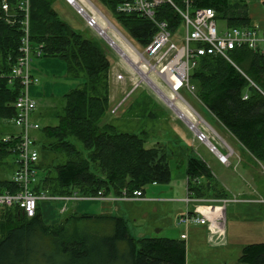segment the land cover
Returning <instances> with one entry per match:
<instances>
[{
  "label": "trees",
  "instance_id": "trees-1",
  "mask_svg": "<svg viewBox=\"0 0 264 264\" xmlns=\"http://www.w3.org/2000/svg\"><path fill=\"white\" fill-rule=\"evenodd\" d=\"M94 1L115 17L118 28L134 44L144 47L152 41L156 29L151 22L117 11L125 0ZM252 2L264 0H196V6L213 9L216 18L238 27L252 24L245 10ZM1 16L0 11V120L7 121L17 114L14 103L21 87L18 81L9 83V78L23 33L19 23L11 26ZM160 16L168 19L172 27L179 23L168 7L162 8ZM30 35L34 45L43 46V57L63 59L69 75L81 80L78 88L64 96L59 124L41 129V150L64 155L67 161L50 169L40 156L39 183L33 191L54 196L73 192L97 195L103 191L105 195L120 196L123 190L144 193L149 185L168 184L172 177L169 156L161 147H147L146 132H119L113 124L104 122L111 114L112 66L98 44L64 21L50 0H30ZM231 57L239 69L221 56L201 57L191 72L190 82L196 87L201 104L245 153L257 164H264V55L239 48L232 51ZM245 95L248 99H244ZM11 146L0 139V192L16 190L5 169L13 156ZM12 165L15 172V164ZM186 174L188 190L194 198L231 197L197 156L187 157ZM41 203L33 218L25 217L18 208L0 209V264H44L52 257L68 259V264H81L84 260L95 264H108L111 260L125 264H186V244L182 240L133 237L127 221L117 215L72 212L62 223L47 225ZM96 237L103 239L92 244ZM47 248L55 256L48 255ZM239 263L264 264V244L246 246Z\"/></svg>",
  "mask_w": 264,
  "mask_h": 264
},
{
  "label": "rangeland",
  "instance_id": "rangeland-1",
  "mask_svg": "<svg viewBox=\"0 0 264 264\" xmlns=\"http://www.w3.org/2000/svg\"><path fill=\"white\" fill-rule=\"evenodd\" d=\"M50 1H52L53 8L64 21L73 29L81 32L85 37L94 40L107 55L112 66L109 77V103L111 110L126 97L136 83L140 84V87H137L132 95L126 99L116 115L109 113L103 120L106 123L113 124L119 132L134 134L146 132L147 147H161L169 156L168 163L172 172L171 181L168 184L156 183L149 185L145 189L146 197L151 196L152 191L156 189H163L166 191V193L160 194L163 198H186L187 157L193 155L208 165L217 181L231 194V198L236 197L239 200L226 207L225 231L229 245L223 248H211L202 238H195L193 242L186 243V264H241L239 263V258L242 254V249L246 245L264 244V203L260 202L264 198V171L261 166L245 153L239 142L193 95L186 90L181 91V96L207 123L205 126L209 129L204 127V124H201L200 127H203L202 129L206 130L211 136L209 137L210 143L216 146L219 153L229 156L228 163H221L218 155L211 152L204 142H199L195 138L187 126L156 95L152 87L141 79V76H133L132 71L124 67L106 42L87 27L84 19L76 13L74 8L69 6L65 0ZM94 2L97 8L101 9L109 18L110 22L119 27L115 17L96 1ZM241 10H244V8H241ZM245 10H247L253 25L264 26V3H249ZM91 13L100 26L108 27L105 19L93 7H91ZM217 25L219 29H222L227 26V22L218 19ZM118 30L130 40L122 30ZM32 70L40 80L38 85L30 89L31 97L38 103V110L33 119L40 125V130L32 132V136L36 140L35 148L40 153L42 163L45 164L46 168L53 169L55 165L66 162L67 158L64 155L41 150L43 141L41 129L46 126H57L59 124V116L63 114L65 106L64 96L78 88L81 80L70 76L65 61L57 57L34 58ZM111 70L116 71L113 74L114 76L121 74L123 79L115 80V84ZM151 76L165 87L163 82L155 75ZM115 89L117 92L114 96ZM211 129L221 136L223 142L209 132ZM18 132L19 129L13 123L0 120V139ZM226 144L232 149L233 152L231 154ZM9 163L5 169L9 176H12L14 173L12 165L14 156L10 157ZM250 193L253 195L254 201L243 199V194L250 195ZM111 194L114 195L113 193ZM63 206V203H41L43 222L47 225L60 224L65 220L66 215L72 212L89 215H112L113 213V215L125 218L131 235L136 238L146 236L151 238L180 239V230H183V226L178 223L179 215H181L179 214L180 211L175 210L174 208L177 206L172 203L141 205L137 202H118L107 205L101 202L82 201L70 204L68 213L62 215L60 214V209ZM157 229H161V231ZM94 239L90 240H94L92 244L99 243L103 237ZM45 251L48 255L55 256L52 253L53 250L47 248ZM68 263V259L58 260L52 257L47 259L44 264ZM81 264H95V262L84 260ZM101 264L107 263L101 262ZM108 264L125 263L111 260Z\"/></svg>",
  "mask_w": 264,
  "mask_h": 264
},
{
  "label": "built area",
  "instance_id": "built-area-1",
  "mask_svg": "<svg viewBox=\"0 0 264 264\" xmlns=\"http://www.w3.org/2000/svg\"><path fill=\"white\" fill-rule=\"evenodd\" d=\"M14 1L15 3L11 4L9 0H3L0 11L2 12L1 18L7 24L15 26L19 23L23 33L19 55L13 64L9 78V83L18 81L21 87L20 95L14 103L17 114L13 119L7 120L13 123L19 129V132L2 138L4 142L12 144L11 152L14 156L16 169L11 176V181L16 190L13 192H0V209L18 208L25 217L33 218L37 214L40 202L63 203L64 206L60 209V214L65 215L69 211V205L77 202L137 201L143 199V191L129 193L127 190H123L120 196L105 195L103 191H100L97 195H82L73 192L66 196H54L48 192L37 194L33 191V188L39 183L37 165L40 155L35 148L36 140L32 136V132L39 131L40 125L32 118L38 110V103L31 97L30 89L38 85L40 80L33 73L32 62L34 58H42L44 54L43 46H36L31 40L30 0ZM65 1L84 19L87 27L94 31L93 28L97 23L91 13V7H95L94 3L91 0ZM163 7L170 8L174 16L179 19L177 25L172 27L168 19L161 18L160 13H162ZM117 11L137 15L154 25L156 33L152 41L144 47L134 44L117 30L131 45L136 60L143 62L141 66L144 71L149 76L155 75L163 82L166 87L163 88L167 89L166 91L177 96H181V91L186 90L196 97V87L191 84L190 75L201 57L221 56L239 69L231 57V53L235 49L247 48L264 55V26L232 27L227 20L221 19L227 22V26L219 29L216 12L210 8H198L196 0H125L117 8ZM101 14L112 24L106 15L102 12ZM113 26L117 28L115 25ZM96 34L106 42L124 67L132 71L133 76H140V66L137 68L133 65L134 62L131 59H126L125 55L111 45L102 35ZM111 72L112 75L116 73L113 70ZM122 79L121 74L113 75L115 84V80ZM137 87H140L139 83H136L126 97L111 110L112 114L118 113L126 99L132 95ZM156 95L161 99L157 92ZM244 99H248V96L245 95ZM202 137H205L204 133H201L199 138L202 139ZM199 141L203 142L202 140ZM210 150L213 152V149L210 148ZM221 157L227 159L228 156ZM220 161L223 164L228 163V161L221 158ZM261 168L264 171V164H261ZM184 201L187 205H193V209L178 220V223L186 230L181 238L187 240V232L190 227L204 226L210 235L212 245L224 244L226 237L225 219L218 218V215H221L229 204L238 202V199L236 197L220 200L199 199L194 198L192 192L187 190ZM205 202H219L220 205L212 206L205 204ZM260 202L264 203V198Z\"/></svg>",
  "mask_w": 264,
  "mask_h": 264
},
{
  "label": "bare ground",
  "instance_id": "bare-ground-1",
  "mask_svg": "<svg viewBox=\"0 0 264 264\" xmlns=\"http://www.w3.org/2000/svg\"><path fill=\"white\" fill-rule=\"evenodd\" d=\"M93 8L99 12L100 16H102L100 10L96 6ZM105 21L107 22L108 27L104 28L100 26L96 21L97 23L95 25V28H93L94 32L98 33L99 35H102L111 45H113L117 50L123 53L126 59H131L132 62H134L133 65H135L137 68H139L138 66H140V76L142 77V80L148 83L152 87V89L158 93V95L166 103L168 108L172 110V112L187 126V128L194 134L195 138L202 140L211 149H213L212 145L209 143V137L211 136H209L206 130L202 129L203 127H200L201 124H204V127H207L205 126V121L196 113V111L191 107V105L186 102L183 97L177 96L173 93H169L168 91L163 89V86L158 81H156L152 76H149L141 66L143 62H139L136 60V56L132 52V47L129 42L117 30V28L110 24L106 19ZM209 132L212 135L220 138L221 141L223 140L221 136H219V134H217V132H215L213 129L209 130ZM201 133L205 134V137H202V139L199 138L201 137ZM226 146L228 147L231 154L233 152L232 149L228 144H226ZM213 152L218 155L219 158L223 159L224 161H228L229 156L226 159L221 157L217 150L214 149ZM218 218H221V215H218Z\"/></svg>",
  "mask_w": 264,
  "mask_h": 264
},
{
  "label": "crops",
  "instance_id": "crops-1",
  "mask_svg": "<svg viewBox=\"0 0 264 264\" xmlns=\"http://www.w3.org/2000/svg\"><path fill=\"white\" fill-rule=\"evenodd\" d=\"M117 89V88H116ZM115 89L114 91V96H115V93L117 92V90ZM113 92V90H112ZM112 94V93H111ZM119 112V111H118ZM35 115V114H34ZM34 117V116H33ZM32 117V118H33ZM34 120V119H33ZM35 121V120H34ZM36 122V121H35ZM187 183H188V177H187ZM257 189V188H256ZM258 190V189H257ZM161 193H166L165 190L163 189H156L154 191H152V195L149 196V197H146V192H144V197L143 199L141 200H137V201H107V202H101V203H106L107 205H111V204H115V203H118V202H122V203H125V202H137V203H140L141 205H146V204H169V203H172L174 205H176L177 207L174 208L175 210H178V212L180 211L179 214V217L185 215L188 211L192 210L193 209V206L192 205H187L184 201V199H180V197H178V199H170L169 197H165L163 198L162 196H160ZM256 193V192H255ZM242 195V194H241ZM251 196V197H249ZM243 199H246L247 201H254L253 199V195L250 193V195H247V194H243L242 195ZM239 201V200H238ZM205 204H208V205H215V206H219L220 203L219 202H211V203H207L205 202ZM156 208V207H155ZM157 210V208H156ZM226 211L224 213L221 214V218H224L225 219V216H226ZM113 215V213H112ZM124 218V217H123ZM125 219V218H124ZM224 224H225V220H224ZM158 231H161V229H157ZM186 232L185 230V227H183V230H180V239H176V240H182L185 242V244L187 242H193L194 239H198L199 237L202 238L206 244H208V246H210L211 248H223V247H226L229 245V242H227V233H226V237H225V241H224V244L222 245H219V246H214L210 243V235L206 229V227L204 226H193V227H190L189 230H188V238L187 240H183L181 238L182 234H184ZM248 246V245H246ZM245 246V247H246ZM244 247V248H245ZM243 248V249H244ZM242 249V250H243ZM242 255V254H241Z\"/></svg>",
  "mask_w": 264,
  "mask_h": 264
},
{
  "label": "water",
  "instance_id": "water-1",
  "mask_svg": "<svg viewBox=\"0 0 264 264\" xmlns=\"http://www.w3.org/2000/svg\"><path fill=\"white\" fill-rule=\"evenodd\" d=\"M212 146H213V145H212ZM213 148H214V149H216V147H215V146H213ZM219 154H220L221 156H223L221 153H219Z\"/></svg>",
  "mask_w": 264,
  "mask_h": 264
}]
</instances>
